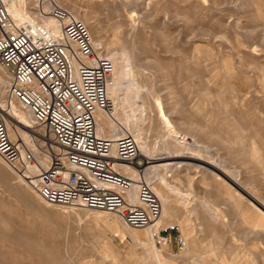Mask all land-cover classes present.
I'll return each mask as SVG.
<instances>
[{
	"label": "rangeland",
	"instance_id": "rangeland-1",
	"mask_svg": "<svg viewBox=\"0 0 264 264\" xmlns=\"http://www.w3.org/2000/svg\"><path fill=\"white\" fill-rule=\"evenodd\" d=\"M28 2L27 16L37 20V7ZM58 5L87 17L105 54L117 53L132 66L130 76L144 87L148 105L160 104L175 133L206 148L208 162L234 173L241 191L264 203V0H60ZM118 72L117 113L131 127L121 106L130 76ZM1 79L9 86L0 65V107L11 104L30 118ZM141 116L147 152L140 151V158L147 172L152 164L162 165L159 175L168 187L193 189L199 217L169 188L178 211L163 237L155 226L134 229L120 217L48 205L0 159V264H264L260 212L240 191L203 175L202 161L175 178L163 167L167 136L157 110ZM11 124L15 130L28 126L33 146L44 144L46 133L34 120ZM16 136L11 135L20 140ZM203 201L220 211L218 221L202 209ZM150 230L151 240L144 236Z\"/></svg>",
	"mask_w": 264,
	"mask_h": 264
},
{
	"label": "built area",
	"instance_id": "built-area-1",
	"mask_svg": "<svg viewBox=\"0 0 264 264\" xmlns=\"http://www.w3.org/2000/svg\"><path fill=\"white\" fill-rule=\"evenodd\" d=\"M13 1L0 0V65L10 78L7 94L46 135L39 151L29 147L23 153L0 108V159L46 204L118 215L135 228L155 223L162 204L147 181L136 139L97 132V113L114 109L109 95L114 63L88 25L68 10L33 0L38 20H16L8 10ZM35 152L49 157L47 166Z\"/></svg>",
	"mask_w": 264,
	"mask_h": 264
},
{
	"label": "bare ground",
	"instance_id": "bare-ground-1",
	"mask_svg": "<svg viewBox=\"0 0 264 264\" xmlns=\"http://www.w3.org/2000/svg\"><path fill=\"white\" fill-rule=\"evenodd\" d=\"M50 1L54 5L59 6L58 4L60 3V0H50ZM28 3H29L28 0H14L12 3H10L8 7L9 13L16 20L18 19L25 20L26 18H30L29 16H27V13H26L27 7L29 5ZM47 8L49 9V6H45L46 10ZM75 17L87 23V17L85 16L84 17L75 16ZM38 18L39 16H37L36 19L38 20ZM49 24L53 28L54 32L56 33L60 32V27L56 24V22H49ZM96 44L99 46L103 45L101 41H96ZM108 57L112 60L115 66L112 85L109 88V95L114 102V109L111 112H98L97 113V132L98 134L103 135V136L116 137V136L123 135L125 133H129L132 136H134V138L136 139L138 146H139V150L147 152V147L142 139L141 127L138 125V120L144 117L141 115L148 112L150 108L156 109L158 112V121L161 122L165 126V129H166L165 134L167 136L166 140L163 141V147L161 148V150H165L167 152L166 153L167 158L164 159L163 162H168V164L167 163L164 164L163 167L170 172L173 171L175 174L174 177L178 178L180 174L182 173V171L185 170L187 172H190L192 171L193 164L199 161H202L205 164L203 168L204 170L203 175L207 176L209 179L213 180V182L218 185L219 184L226 185L231 191H240L243 194L242 195L243 199L248 200L250 204H252L260 212V214L264 217V203H262L259 199H257L253 195L247 192L241 191L242 189L241 181L238 179V177L234 173H229L225 171L224 168L220 166V164H218L217 162H214V163L208 162V157H207L208 152L206 151V148L194 145L193 143L190 142L188 137L186 138V137H183L184 135H181L180 133H175L174 129L168 125L166 117L163 113V108L160 106V104L151 103L150 106L148 105V102H146L144 99V93H143L144 87L136 80H133V78L130 76V74L132 73V66L129 64L122 63L117 53L111 52L110 56L108 55ZM119 70L121 72L120 76L122 77H124V75L130 76L128 79L130 80L129 84L121 91V95H122L121 96V103H122L121 106H122V109L124 110V114L128 116V119L131 123V127H127L126 125H124L120 121V114L117 113V109L119 108V104L117 103L118 101L117 94L120 92V88L118 87L119 80H120L118 78ZM1 82L2 84L6 85L8 88V84L5 82V80L1 79ZM140 100L145 102V104L140 103ZM0 108H2V110L6 111L7 113V117L5 115L6 113H4V117L6 119V124H7L10 135H12L13 138L17 137L16 135L18 134L20 135L19 137L22 143V152L24 153L25 149L29 147L35 150V148H37L38 146L35 147L32 144H30L31 137L29 133H27L30 131V129H28V126L24 127L26 128L27 131L20 129L17 126L15 130V128H13L11 124V123L18 124L21 121L27 124H32V121H33L32 116L30 115L31 117L28 118V113L21 112L19 109H17L15 106L11 104L3 103L1 104ZM138 114H139V117L137 116ZM169 139H172V141H170ZM176 148L186 151V152H181L184 154V156L182 155L180 156L177 154L178 152H174L173 150H175ZM193 149L197 150V152H194ZM35 153L36 155L39 154V152L38 153L35 152ZM38 159L40 161V165L42 166L48 165L49 157L46 154H42L41 156H38ZM159 166L152 164L148 172L146 171L145 175H146L147 181L151 184L153 191L156 193V195L159 197L161 201V204H162L161 216L155 223L147 227H140V228L131 227L123 221L129 228L147 230L155 226L156 234H158L162 228H168L171 225H173L172 222L176 221V213H177L176 211L178 210L173 204L175 202H173L171 198L167 195V192L165 191L166 188H169L171 192L176 194V198L182 201L180 204L184 208H186L196 217H199L198 207L196 206L195 201L193 200L195 198L194 190L190 189L189 192L187 191V193H184L175 187L174 188L168 187L169 185L167 181L162 179V177H160L159 175ZM34 167L35 168H31L30 170L35 171L37 167L36 166ZM18 176L21 178L23 183L27 185L24 178L21 175H18ZM192 182H194V180H192ZM29 188L32 190L30 186ZM32 192L35 193L33 190ZM241 193L239 195H241ZM200 205L202 209L211 217L213 221L219 220L220 211L213 208L212 205H210L208 202H205V201L201 202ZM87 210L95 211L97 213L112 215V216L119 218L118 215L109 214L103 211L92 210V209H87ZM255 231L253 233L256 235L257 231L256 232ZM159 234L161 235V233ZM154 235L155 234L152 230L148 231L147 234L144 233V236L146 238H149L150 240L154 237Z\"/></svg>",
	"mask_w": 264,
	"mask_h": 264
}]
</instances>
